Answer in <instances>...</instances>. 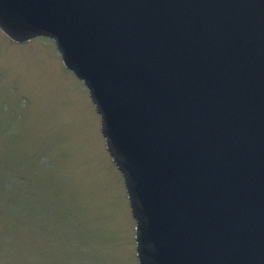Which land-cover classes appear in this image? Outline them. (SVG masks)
Masks as SVG:
<instances>
[{"label": "water", "instance_id": "obj_1", "mask_svg": "<svg viewBox=\"0 0 264 264\" xmlns=\"http://www.w3.org/2000/svg\"><path fill=\"white\" fill-rule=\"evenodd\" d=\"M102 113L146 264H264V0H0Z\"/></svg>", "mask_w": 264, "mask_h": 264}, {"label": "rangeland", "instance_id": "obj_2", "mask_svg": "<svg viewBox=\"0 0 264 264\" xmlns=\"http://www.w3.org/2000/svg\"><path fill=\"white\" fill-rule=\"evenodd\" d=\"M133 225L86 90L0 33V264H136Z\"/></svg>", "mask_w": 264, "mask_h": 264}]
</instances>
